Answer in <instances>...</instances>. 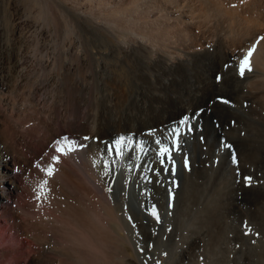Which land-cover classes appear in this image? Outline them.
<instances>
[{
  "label": "bare ground",
  "instance_id": "obj_1",
  "mask_svg": "<svg viewBox=\"0 0 264 264\" xmlns=\"http://www.w3.org/2000/svg\"><path fill=\"white\" fill-rule=\"evenodd\" d=\"M33 4L38 9L27 15V23L23 24L19 21L22 15L18 1L0 0V15L4 13V8L12 9L9 22L6 21L11 33L8 34L7 42L0 44V52L6 55L0 56V196L6 197L8 194L5 192L6 183L14 185L12 175L4 174L12 160L21 165L20 168L30 169L35 182H40L45 176L44 186L41 189L34 188L41 202L37 206L39 211L32 218L21 219L18 209L9 208L17 230L44 242L46 237L38 225L50 224L52 230L64 238V242L58 243L61 250L56 249V262L59 264H103L112 250L122 264H134V261L138 264H170V260L165 263L158 258L157 253L163 248L159 243L155 249L144 247L140 253L131 237L124 234L130 225L137 224L145 232L144 240L153 243L155 236L148 234L158 223L150 214L152 204L160 209L161 227L165 228L175 219L172 209L179 198L169 196L172 180L170 172L165 175L161 170V175L157 177L144 170L143 163L141 170L128 171L127 163L121 160L115 165L113 178L103 172L102 152L120 135L132 134L151 143L154 137L162 135L174 125L170 123L171 120L184 113L188 116L197 114L193 107H207L216 114L221 125L220 131L218 134L213 126L209 127L210 124L205 123L202 126L206 134L203 146L197 141L201 146L198 148L194 145L192 153L199 158V166H193V171L199 174H193L203 179L206 174L210 178L208 176L204 181L191 179L192 176L188 175L192 171L183 167L185 155L181 153L174 156L177 167L175 179L179 175L183 179V194L185 201H188L184 208H190L191 204L192 209L197 208L186 215L197 218L201 205L207 211L211 210L213 202L219 199H213L216 192L210 193V186L224 170L226 173L220 177L223 181L219 180L218 183L234 185L232 191L235 196L230 198L234 200L232 203L236 215L241 216L245 212L240 202V191L243 189L260 214L254 218L252 232L264 235V162L254 165V168L240 176L233 174L235 168L230 161L228 167L222 168V152L227 150L222 147V141L228 143L229 138L236 137L235 130L244 131L245 139L264 145V39H260L264 37V0H33ZM53 12H58L57 16L62 17L69 28L57 44L51 46L47 37L51 31L48 28L55 24ZM0 21H5L3 15ZM30 32L34 34L33 42L38 40V52L43 47L41 58H28L26 54L27 50H31L29 47L26 52L22 50L32 41L28 37ZM28 38L29 41H26ZM45 39L50 44L44 42L41 45ZM250 49L253 50L250 57L251 71L246 70L241 77L238 72L239 61ZM50 55L53 62L45 66L48 61H44V57L49 58ZM38 66L45 69L43 79L39 80L40 85H43L44 98L51 100L46 112L47 122L28 111L29 107L37 105L34 100L37 81L34 80L39 76L35 73ZM31 77L33 82L25 84L24 80L31 81ZM66 77L69 82L65 80ZM107 81L115 82L123 90L119 96H124L125 101L131 97L132 102L127 109L118 110L119 102L116 101L114 105L102 107L100 112V101L104 98L101 97L104 94L101 95V86ZM19 87H24V91L18 93L21 90ZM226 88L233 104L229 107L225 103L212 104L210 97ZM85 104L84 117L76 125L73 118H78ZM60 107H64L73 117L67 121V129H60L58 123ZM9 109L16 110L17 116L9 115ZM36 111L41 113L38 108ZM106 113H109L108 117ZM30 120H35L37 127H26L25 124ZM198 120L192 121L193 129L199 128ZM107 122V125L102 124ZM40 126L44 128L42 135ZM155 126L158 128H153ZM148 127L155 131H147ZM94 132H101L103 136L98 138ZM65 133L85 145L83 159L78 158L75 150H69L73 149L72 146L67 147L66 155L62 153L58 157L54 153L49 157L43 156L44 149L51 146L52 140ZM84 136L90 139L85 141ZM191 138L189 134L184 140L188 142ZM216 146H219L221 153L212 152ZM206 149L210 150L211 157L205 155ZM31 157L41 160L37 167L33 166ZM146 159L151 162L152 154ZM155 167L159 165L155 164ZM49 168H52L51 176L47 174ZM231 175L233 179L229 178ZM245 176L252 177L250 186L245 184ZM92 178L101 183V190L92 183ZM109 186L113 191L120 187L117 197H114L113 191L110 193L107 190ZM225 189L228 190V187ZM128 192L135 193L138 213L129 210L126 202ZM169 204L172 206L169 207ZM129 217L132 219L129 220ZM210 235H183L184 240L180 238L182 235H163L175 244L172 249L170 244L165 245L162 253L169 256L171 251H179L175 264H183L181 259L191 260L203 252V245L214 242ZM234 238L235 242L241 243L236 242L232 246L230 243L227 249L211 252L213 257L207 259L208 264H264L262 237L254 238L249 248L245 247V240L242 241L240 234ZM160 243L165 244L166 240ZM215 247L220 248L219 241ZM149 257L151 262L148 261ZM29 264H36L35 259H31Z\"/></svg>",
  "mask_w": 264,
  "mask_h": 264
},
{
  "label": "rangeland",
  "instance_id": "obj_2",
  "mask_svg": "<svg viewBox=\"0 0 264 264\" xmlns=\"http://www.w3.org/2000/svg\"><path fill=\"white\" fill-rule=\"evenodd\" d=\"M2 1H5V0H2ZM17 1H18V3L21 6V15H22V18L19 21L21 23L23 22V24H26L27 23V17L26 16L29 15V14H31L32 12L33 13L36 12L38 8L36 7V9H35V6L33 4V0H17ZM69 5H70V7L73 6V4L72 5L69 4ZM34 9L36 11H34ZM74 10L75 11H78V9H76V8H74ZM11 11H12V9L10 10L8 8H4V13L0 15V16L3 15V18L5 20L3 22L6 23V25H5L2 21H0V34H1L0 37H2L4 35V37L0 38V41H1L0 44L3 43V41L7 42L8 37H9L8 34L11 33V29L7 26L8 24L6 22V21L9 22V16H10V12ZM57 15H59L58 12H56V13L53 12V18L55 20V24L51 26L52 28H48V31H49V29L51 31L49 32V37H47V39L51 42V44L49 43V41L47 39H45L44 41H42L41 45L45 42V43H49L51 46H54L55 44H57V42L59 41V39L62 38V35L64 33H66L65 31L68 30L69 26H67L65 24V20L62 17L57 16ZM1 22L3 24H1ZM41 25H42V23L40 22V26ZM53 29H55V30H53ZM4 30H6V31H4ZM30 34H31V32H30ZM33 35L32 34L31 35H28V37H30V39L32 41L30 40L31 41V42H29L30 45L27 43L28 45L26 46V48L24 46L22 50H24L26 52L27 48L29 47L28 49L29 50L31 49L30 50L31 53H30V51L28 52V50H27V54L26 55L27 56L29 55L28 58L30 57L32 59H38V58H41L42 57L41 56L42 53L40 54V52L43 50L42 49L43 47H40L39 52H38V47H37L38 40L35 39L36 42L34 43L33 42L34 40L32 39L33 38ZM26 41H29V38ZM33 49H34V51H32ZM36 49H37V51H36ZM0 53H1L0 54L1 57H3V56L5 57L6 56V55H3L4 53H2V52H0ZM52 58L53 57L51 55H50L49 58L44 57V61H48V62H45V66H47L48 64H51L53 62V59ZM38 67L39 68H37L38 70L35 73L37 75H39L40 77L38 76L37 80H34L35 82L37 81L36 84H35V87H34V89H35V91H34V100H35V102H36L37 105H36V107H29L28 108V111L30 113L29 112L28 113L29 114H34V115L37 114V117L42 118L44 120V122H47L48 121V115H47L46 112L49 110V108L51 106V100H49L47 98H44V91L42 89L43 85H40V82L41 81H39V80H42L43 79V77H44V70L45 69H43L40 66H38ZM38 72H40V74H38ZM14 76L17 77V75H14ZM16 77H14V78H16ZM30 79H31V81H27V79L24 80V83L25 84H29L27 82H30V83L33 82V80H32L33 78L31 77ZM65 80L69 82V78L68 77H66ZM117 86L118 85L115 82H113V81L112 82L107 81L106 83L104 82L103 85L101 86V88H102V89L100 88L101 91H102L101 95L104 93L101 97L102 98L104 97L105 99L103 98V100L100 101V108H101L100 109V112L104 108L105 105H106L105 107H107L110 104L114 105L113 103H115L116 101H117V103L119 102V104H118L119 105L118 110H121V108L122 109H127L130 106V104L132 102L131 97L127 98L126 101H125L124 100V96H122V97L119 96V95H121L120 93H122L123 90L121 88L117 87ZM19 89H21V90L20 91L18 90L19 91L18 93H21V91L22 92L24 91V87H23V89H22V87H19ZM25 89H26V87H25ZM120 89H121V91H119ZM218 91H219V92H217L218 94H216L215 96H212V98L210 97V101L212 100L211 103L212 104L213 103L214 104H216V103H222V104H224L220 99H218V97L219 98H223L224 97V99H227L228 101H230L229 104H225V105L226 106L228 105V107L231 106L233 104L232 96L228 93L227 88L224 89V90H222V91H220V90H218ZM112 94H115L116 96H114ZM118 96L120 97V99L118 98ZM106 98H108L109 100L106 99ZM111 99L114 102L113 101H110ZM115 99H117V100H115ZM218 100H219V102H218ZM127 103H129V104H127ZM121 105H122V107H121ZM243 105L246 106L247 104L243 103ZM85 106H87V105L86 104L85 105H82V107H81L82 109L80 110L79 116L76 119H74L73 117H71L70 114L65 109H63L64 107L63 108L60 107L59 112H61V113H60V116L59 117H61V118L58 117V123L60 124V129H62V128L67 129V126H66L67 124L66 123H67V121L72 120V118L75 121V124L78 125V123L80 122V120L84 117L85 110H86V107ZM35 108H36V110H37V108L40 109V112L41 113H38V111H36ZM192 109H195V111H197L196 113H198V110H201V111H199V114L197 116V119H199L198 120V123H197V125H199V128L196 127L195 129H193V132L191 133V137L192 138H191V140L188 141L189 144H187L188 142L186 140L183 141V151H182V153L184 155H187V158L190 161V165H192V166H190L191 169L189 170V172L190 171H192V172L188 175V177L192 176L191 179L194 178V179H196L198 181H204V179L205 180L208 179V176L210 178V175H206V174L203 175L204 176V179H203L201 177L199 178L200 175H196V174H199V172L193 171L194 170V167L199 166V164H198V159L199 158L198 157L196 158L193 155L192 148H193L194 145H196L197 147L198 146L199 147L201 146L199 143H197V141L198 142H201V144L203 146V142H204V138L206 137V134L203 131L204 128L202 126L205 125V123L210 124L209 127L213 126V129H215L218 134H219L221 125H220L219 120L216 117V114L213 112V109L212 108H207V107H197V108H194L193 107ZM7 112L11 116H17L16 110H14V109H9ZM222 113H220V114H222ZM108 114L109 113H106V115H107L106 117L109 116ZM185 115H187V114H185V113L184 114H181L178 118H176L174 120H171L170 123L171 124L172 123H178L181 120V118H183ZM193 115H196V114L193 113ZM229 122L230 123L232 122L231 117L229 118ZM102 124H106L107 125L108 122L107 123H102ZM171 124H170V126H172ZM228 125L229 124H227V126ZM25 126L26 127H37V126H35V120H30V122H28V123L25 124ZM161 127L163 128L164 126H160V128ZM40 128H41V131H42V133H41V135H42L44 133V128H42V126H40L39 129ZM153 128L157 129L158 127L155 126ZM153 128L152 127H148V129L146 128V130L147 131H150ZM155 129H153V130H155ZM94 133L96 134V136L98 138H101L103 136V134H101V132L100 133L99 132L98 133L97 132H94ZM234 134H236V137H233L232 136L231 138H229V141H228V144H230V145L233 146L232 147V150L229 151L227 149V150H225L226 152L225 151L222 152V154L224 153L223 154V159H222V162H223L222 168L228 167L229 161H230V163L234 164L232 162L231 156H232V152H235V154L237 156V161H238V164L239 165L238 164H234L233 165V167L235 168L234 169L235 171L233 170V174L235 173V176H237V175L240 176V174L241 175L242 174L245 175L246 174V171L248 172L249 170H251L252 168H254V165L259 164L261 161L264 162V158H263L264 157V152H263L264 145L258 143L257 141L249 140L247 138H246L247 139L246 140L245 139L246 136H245V132L244 131H239L238 132V130H235V133ZM65 136H67L69 138L67 142L63 141V138ZM242 136L244 137L243 139H242ZM103 139H106V138H103ZM236 139H237V141H236ZM57 140H61L62 143L60 145H57V143H56ZM240 140H242V141H240ZM73 141L75 143H72ZM185 142H187V143H185ZM79 145H81V144L79 143V141L77 139H75L72 136H70L69 133H65V134H62L61 136H59V138H56V139H53L52 140L51 146L44 149L43 156L49 157L50 155H52L54 153L57 154L58 157L62 153H63V155H66L65 152H66L67 147L68 146H72L73 149L77 152L78 158L79 159L80 158L83 159L82 150H83L84 147L83 148H80V147H78ZM188 145H190V146L188 147ZM57 147H62L64 149V151L63 152H57L56 151V148ZM212 150H213L212 151L213 153H216V154L221 153L219 151V146L218 147L216 146ZM189 151H191V152H189ZM205 155L206 156L208 155L207 157H211L212 156V154L210 153V150L208 151L207 149H206ZM193 156H194L195 159L193 158ZM191 157H192V159H191ZM30 161L33 163V166L34 167H37L39 165V162L41 160H39V158H34V157L32 158L31 157L30 158ZM193 161H197V162H194L193 163ZM61 162L64 163L62 160H61ZM9 165H10V167L8 169L7 168L5 169V173L4 174L5 175H8V173H10L12 175V177H13L12 179H14V185H12L11 183H6L5 187H6L7 190H5V192H8V194H7L6 197H1L0 196V264H29V262H30L31 259L32 260L35 259V263L36 264L37 263L38 264H57V263L59 264V262H56V261H58V257H57L56 251L57 250H61V245H59L58 243L64 242V238L62 237L63 235H57L52 230V227H51L50 224L38 225L40 231L43 233V236L46 237V241H44L45 243L44 242H39L38 240H36V238L32 237V235L24 234V233H21L19 230H17L18 227L15 225L14 219L11 218V216H10L11 215V212H10L11 210H9V208L12 206V207H14V208H16V209L19 210V213L18 214H19V217L21 219H25V218L30 219V217L32 218V216H34V213L36 211H39V209H38L37 206H39V204L41 202L37 198L38 197L37 196V192L35 191L34 188L37 189V187H38L39 189H41L44 186V184H45V180H44L45 176H44V178L40 182H37V181L35 182V179H34L35 176H34L33 172L30 169H29L30 170L29 171L26 167H25V169L22 168V167L20 168L21 165L15 164V162L13 160L10 162ZM207 165L209 166V164H207ZM242 165H243V167H240ZM242 169L244 171H242ZM179 172H181L180 169H179ZM193 172H196V174H193ZM223 173H224V170L222 171L221 174L218 175V179H215V180L212 181L213 182L212 183L213 185L210 186V191L209 192L210 193H212L214 191L216 192L214 194L213 199H219L220 200V201L219 200H216V201L213 202L211 210H208L207 211V209L204 208V206L201 205V206H199V208H200L201 211H200V214L197 215L198 216L197 218H190L188 215H186L188 213H192L193 211H196L197 208L192 209L193 208V204H191L192 206H190V208H184L185 202H188V201H185L184 194H183V192H184L183 191V189H184V187H183L184 185L183 184L184 183L181 182L183 179L181 180V177L178 174L179 175V179L177 178L175 180L176 181V184H177V187L172 192V197H174V198L176 197L177 199L178 198L179 199H178L177 203L175 204L176 206H174L173 209H172V211H173V214L172 215L175 217V219L173 221H171V223H169L168 225H166L165 228H167V229H165L164 227H161L162 224H161V221H160L158 223V225L152 229L151 234H148V235H154L155 236V238L153 239L154 240L153 243L151 241H149V240H144L143 235H145V232H144V230H142V228H141L142 226L137 225V224L130 225L127 228V230L125 231L126 233L124 232V234L127 235V236H129V237H131L132 243L134 245H136V248H137L138 251L140 250L139 251L140 253H141V251L142 252L144 251V249H145L144 247H148V246H149L148 248H151V249H152V247L155 249V246H158V245H160V247L163 246L162 249L160 247L159 248H160V250H162L164 252L165 247L168 244H170V247L172 249L173 246H174V244H175V242L174 241H171V239H169V238H168L169 240L166 239L167 237L166 236H163V235H170V234L171 235H182V236H180V238L183 239V235L184 236H186V235L188 236V235H206V234L207 235H210L211 234L210 236H213L212 238H214V242H210L208 244L203 245V247L201 248V250H203V252L200 253V254H198V255H196V256H194V257H192L191 260L181 259L182 262L184 261L183 264H191L192 262H193V264H199V263L200 264H208V260L207 259L213 257V254L211 252H216V251L218 252L219 250L227 249L229 247L230 243H231V246L234 245V244H236V242L238 244H240L241 241H236L235 242L236 239L234 238L235 235H238V234H240V236L242 237V241L245 240V247L246 248H249L251 246V243L254 242V238L260 236V237H262L264 239V235H259L258 232H255V233L252 232L254 218L257 217V216H259L260 214L258 215L257 207L252 202L251 197H248V194H247V197H246V193H247L246 190H243L242 189L240 191V193H241V196H240L241 197V200H240V202L242 201L241 202V205L244 207L243 209H245V212L241 213V216L240 215L237 216L236 215V212H235V209H234V206H233V203H232V202H234V200H232V198H230L232 196L233 197L235 196V192L232 191V187H234V185H232V184L225 185V183H224V185L221 184L223 186V188H222V186L218 183L219 180L220 181H223V179H220V177L222 176ZM40 175H42V173ZM232 175L229 176V178H232L233 179V176ZM92 181H93L92 183L95 184V186H97V188H99L100 190L102 189L101 183L97 179L92 178ZM230 181L233 182L232 180H230ZM215 186H216V188H215ZM219 186H221V187H219ZM225 187H228V190H231L232 193H230L231 191L226 190L227 188L225 189ZM224 191L225 192L227 191V192L225 193ZM218 192L219 193L221 192V194L218 195ZM119 193H120V187L119 188L117 187L113 191L114 197H117ZM230 194H231V196H230ZM223 198H224V200H223ZM180 200H182V201H180ZM217 201H218L219 204L221 203L220 206L218 205ZM227 201H228L229 204L227 203ZM126 202H127L128 207H129V210L131 212H133V213H138L139 212V208L136 205L135 193L128 192L127 198H126ZM222 202H223V204H222ZM190 203H192V202H190ZM182 204H183V207H181ZM214 204H215V206H214ZM153 206L156 207V209L158 211V214L160 215V209H159V207L156 204H152V207ZM222 207H223V209H222ZM151 209H150V212H151ZM220 210H222V212ZM247 212H248L249 215L247 214ZM160 219H162V218H160ZM33 220L35 221V218ZM145 220L146 219H144V223L146 224L147 221H145ZM207 220H209V221H207ZM210 220H211V222H210ZM216 220H218V221H216ZM176 222L178 223L177 225H176ZM181 222H183V223L181 224ZM184 223H186V224H184ZM170 224H171V226H170ZM190 224H191V227H190ZM198 224H199V226H198ZM245 224L248 225L251 228V232H249L248 228L245 227ZM174 226H175V230L173 229ZM196 226H198V227H196ZM135 229H136V232H135ZM176 229H177V231H176ZM236 229L237 230L239 229V230L237 231ZM162 230L165 233H163ZM211 231L213 233H215L216 235H213V233ZM169 232H170V234H169ZM165 240H166V243L165 244H161L160 243V242L165 241ZM218 241L220 242V248L215 247L216 242H218ZM156 244H158V245H156ZM38 247H40V249ZM54 248H55V250H54ZM43 251H44V253H43ZM162 251H160V252L157 253L159 259L164 260L165 263L166 262L168 263L169 260H170L169 261L170 264H175L176 263V259H177V256L179 255V251L174 250L173 253L171 251V254L169 255L170 257L166 253H162ZM176 252H177V254H176ZM51 253L52 254L54 253V254L51 255ZM115 256L116 255L114 253V250H112V252L110 253V256L107 257L104 260V263L103 264H122V263H120L117 260V258ZM150 259H151V257L148 258V261L149 262H151ZM129 261H131V260H129ZM200 261H202V262H200ZM134 264H138V263L134 261Z\"/></svg>",
  "mask_w": 264,
  "mask_h": 264
},
{
  "label": "snow or ice",
  "instance_id": "obj_3",
  "mask_svg": "<svg viewBox=\"0 0 264 264\" xmlns=\"http://www.w3.org/2000/svg\"><path fill=\"white\" fill-rule=\"evenodd\" d=\"M260 39H264L261 37ZM255 47V45L253 46ZM253 55V50H249L246 55H244L238 65V72L241 77L245 75L246 70L251 71L250 67V57ZM219 80L220 77H217ZM223 103L229 104L230 101L224 98H219ZM193 116L185 115L178 123H174V126L167 129L162 135L154 137L152 142L150 143L147 140H141L134 135H120L115 140L107 145L106 151L102 152L103 158V172L105 175H112L115 177V165L124 160L127 163L128 171L133 170H141V163H143V169L147 170L152 175L159 177L161 175V170H163V174L168 175L169 172L171 174L172 180L171 185L169 187V196H172V192L177 187L175 176L177 174L176 160L174 159L175 155H180L183 151V140L184 138L191 134L193 131L192 121H194L198 114ZM154 132L155 130H150ZM68 137L65 136L63 141L67 142ZM83 139L85 141L89 140L88 136H84ZM57 145L62 143L61 140L56 141ZM72 143H75L74 141ZM78 147L83 148L85 145H79ZM222 147L232 150V145L225 143L222 141ZM74 150V149H69ZM57 152H63L64 149L62 147L56 148ZM152 154L153 160L151 162L147 161V157L149 154ZM232 162L237 164V156L235 152H232L231 156ZM54 161L58 162L56 157H53ZM155 164H158L159 167H155ZM183 167L186 170H190V161L185 155L183 160ZM47 174L51 176L52 168L47 169ZM144 179H149L148 177H144ZM246 185L251 184L252 177L245 176L243 177ZM159 182V181H157ZM110 193L113 191L112 187L109 186L107 189ZM40 198L39 196L37 197ZM172 205L169 204V207ZM151 216L155 218L156 222H160V216L155 206L151 209ZM132 218L129 217V220ZM245 227L251 231V228L245 224Z\"/></svg>",
  "mask_w": 264,
  "mask_h": 264
},
{
  "label": "water",
  "instance_id": "obj_4",
  "mask_svg": "<svg viewBox=\"0 0 264 264\" xmlns=\"http://www.w3.org/2000/svg\"><path fill=\"white\" fill-rule=\"evenodd\" d=\"M178 177H179V176H177V178H178ZM177 178H176V179H177ZM176 179H175V180H176Z\"/></svg>",
  "mask_w": 264,
  "mask_h": 264
}]
</instances>
